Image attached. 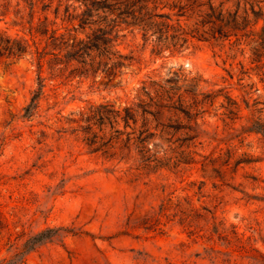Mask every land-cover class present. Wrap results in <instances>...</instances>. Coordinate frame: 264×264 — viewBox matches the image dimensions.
Listing matches in <instances>:
<instances>
[{
    "label": "rangeland",
    "instance_id": "1",
    "mask_svg": "<svg viewBox=\"0 0 264 264\" xmlns=\"http://www.w3.org/2000/svg\"><path fill=\"white\" fill-rule=\"evenodd\" d=\"M226 1L213 3L233 14L237 0ZM157 4L192 30L196 20L177 16L172 0ZM55 6L0 0V33L32 46L30 29L45 17L64 33ZM242 22L227 39L190 35L175 54L122 23L114 45L130 62L119 78L54 79L44 66L34 102L33 55L0 58V264H264V136L247 129L264 121V21ZM176 72L186 106H198L175 111L164 167L137 171L135 151L111 157L88 144L82 111L131 106L143 82Z\"/></svg>",
    "mask_w": 264,
    "mask_h": 264
},
{
    "label": "trees",
    "instance_id": "2",
    "mask_svg": "<svg viewBox=\"0 0 264 264\" xmlns=\"http://www.w3.org/2000/svg\"><path fill=\"white\" fill-rule=\"evenodd\" d=\"M35 1L43 4L46 11L54 2V0ZM73 1L79 6L74 7L66 1L63 4V0H56L53 14L57 20L60 8H64L62 21L68 25L64 27V33H58L59 30L54 28L55 22H49L47 17L40 27L30 29L32 46L21 40L4 37L0 33V58L20 59L26 54H32L34 57L38 72V90L32 102L41 94L43 81L40 74L44 66L50 77L54 79L68 76L93 79L101 77L111 82L119 78L130 62V58L118 52L114 45L113 34L122 23L138 27L145 38L147 36L155 38L157 53L169 51L175 54L186 46L190 35H198L201 38L208 35L213 39H227L242 26L239 20L246 21L250 13L253 14L256 22L264 21V0H237L235 3L237 10L233 14L223 9L224 2L215 6L213 0H172L173 4L170 7L180 13L177 16L196 20L189 32H185L178 24L174 25L168 14L155 11L158 0ZM241 6H244L243 16L239 17ZM75 22H78L79 30L89 32L83 39L77 37ZM46 36L44 46L41 47L40 38ZM180 80L186 82L185 77L176 72L166 80L143 82L137 91L136 102L123 109H115L112 104L106 103L82 111L80 118L86 124L85 140L90 146L100 143L97 149L102 148L103 153L111 157L123 158L121 157L123 152L130 155L135 151L137 157L134 162H137L135 167L137 171L149 173L164 167L169 160L164 156L160 157L159 154L167 155L171 152L172 139L175 135L171 125L176 116L175 111L191 115L193 108L198 106L195 99L186 106L185 94L190 91L186 87L183 90L184 94H179L185 87L178 86ZM196 85L198 84L193 85L195 89ZM197 114L199 112L194 116ZM120 125L122 130L118 129ZM94 128L99 130L102 137L93 132ZM107 129L109 134L106 133ZM247 129L264 136V121H252ZM156 140L160 143H155ZM164 142L167 148H163ZM157 149L163 150L157 151ZM42 235L44 234L34 238V241H41Z\"/></svg>",
    "mask_w": 264,
    "mask_h": 264
}]
</instances>
